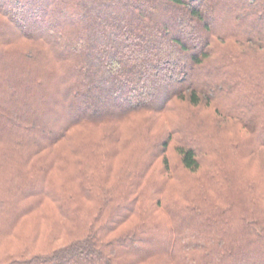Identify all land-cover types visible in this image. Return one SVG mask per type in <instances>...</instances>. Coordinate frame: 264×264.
Instances as JSON below:
<instances>
[{
    "label": "trees",
    "instance_id": "trees-1",
    "mask_svg": "<svg viewBox=\"0 0 264 264\" xmlns=\"http://www.w3.org/2000/svg\"><path fill=\"white\" fill-rule=\"evenodd\" d=\"M176 102L251 138L176 140L172 198L178 129L104 145ZM262 169L264 0H0V264H264Z\"/></svg>",
    "mask_w": 264,
    "mask_h": 264
},
{
    "label": "rangeland",
    "instance_id": "rangeland-1",
    "mask_svg": "<svg viewBox=\"0 0 264 264\" xmlns=\"http://www.w3.org/2000/svg\"><path fill=\"white\" fill-rule=\"evenodd\" d=\"M116 98H118V95ZM159 99L160 94L157 96L156 101ZM109 103L112 105L111 101ZM214 103H217V101L214 100ZM109 108L108 110L113 109L112 106ZM170 108L172 110L163 118L158 119V121L156 120L155 123L151 120L145 122V118L142 117H136L135 121L132 122L127 120L126 123L121 124V127H119L118 135L113 136V140L108 141L109 143L104 145V149L117 147L123 157L133 155L139 150V147L137 148V146L140 143H146L144 140H148L151 143V141H154L155 138L160 137L159 133L161 130H167L166 128L169 126L178 129L177 134L173 135L175 138H173L170 142L166 152L170 165V175L167 179V185H160L159 181L156 185L155 183L152 185L154 187H158L162 192L165 191V196L177 198L183 197V195H190L188 194V191L191 192L192 189L189 188L191 176L183 171L178 165L179 158L174 151V144L176 143V140H181L183 136L186 135L192 137V139L187 140H194V142L198 143V145H205L208 141L214 144H221L225 143L227 139L232 140V138L236 137L239 133L237 130L240 129L238 126L234 127L233 124L227 123L222 116L210 113L212 107H201V109L198 110L189 109L184 103L176 102ZM187 112L192 114H188ZM249 127L250 130L253 129V124H249ZM246 130L245 132L243 130L240 131L246 136V140H250L251 135L247 133ZM228 131L230 132L228 133ZM87 132L90 135L98 137L101 133V129L98 130L91 128L90 130H87ZM78 137H82V135H76L75 139L77 142L81 140V138ZM72 146L73 144H71V147L67 148L66 151L71 150ZM99 146L100 147L97 148L98 150H101L102 144L100 145L99 143ZM157 165L160 166V160L157 161ZM261 174L264 175L263 169L261 170Z\"/></svg>",
    "mask_w": 264,
    "mask_h": 264
}]
</instances>
